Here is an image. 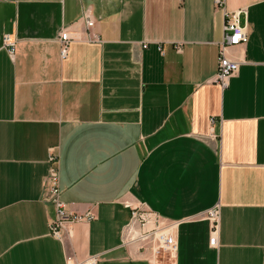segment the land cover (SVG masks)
Returning a JSON list of instances; mask_svg holds the SVG:
<instances>
[{
    "label": "crops",
    "instance_id": "crops-1",
    "mask_svg": "<svg viewBox=\"0 0 264 264\" xmlns=\"http://www.w3.org/2000/svg\"><path fill=\"white\" fill-rule=\"evenodd\" d=\"M0 0V264H150L125 246L132 208L177 222L174 264H264V0ZM77 40L65 58L67 28ZM248 41L214 82L225 13ZM215 118L214 124L211 119ZM214 135V136H212ZM59 153L61 199L94 219L54 235L43 185ZM221 206L218 247L202 215Z\"/></svg>",
    "mask_w": 264,
    "mask_h": 264
},
{
    "label": "built area",
    "instance_id": "built-area-1",
    "mask_svg": "<svg viewBox=\"0 0 264 264\" xmlns=\"http://www.w3.org/2000/svg\"><path fill=\"white\" fill-rule=\"evenodd\" d=\"M215 2L217 5L223 3L222 0H215ZM243 13H245V9L225 13L224 33L219 43L218 70L214 78V82L220 85L222 89H226L230 85L231 78L238 72L240 67L239 61L228 56V48L248 41L247 28L240 23ZM83 17L86 27L85 36L77 32H71L67 28H63L59 32L57 40L60 44V53L63 58L67 56L72 42L83 39L95 41L99 38L98 34L93 32L96 19L90 9L85 10ZM16 45L17 40L11 34H0V47L5 48L12 59L15 57ZM215 121V118L211 119L212 124ZM47 160L49 162V171L44 181L43 193L45 199L56 207V217L51 222L50 228L54 235L59 236L60 232L68 224L84 219H94L95 215L92 212L81 215L67 209L66 203L61 199L59 153L51 148ZM202 218L208 220L211 224L210 246L218 247L221 218L220 204L218 203L205 211ZM177 224L174 221H166L157 213L143 207L132 208L131 220L124 230L123 244L136 247L139 251L148 252L150 254V264H162L161 257L163 256H170L175 260L178 244L174 231ZM97 261L96 257H91L83 264H97Z\"/></svg>",
    "mask_w": 264,
    "mask_h": 264
},
{
    "label": "rangeland",
    "instance_id": "rangeland-1",
    "mask_svg": "<svg viewBox=\"0 0 264 264\" xmlns=\"http://www.w3.org/2000/svg\"><path fill=\"white\" fill-rule=\"evenodd\" d=\"M162 264H174V260L170 256L161 257Z\"/></svg>",
    "mask_w": 264,
    "mask_h": 264
}]
</instances>
